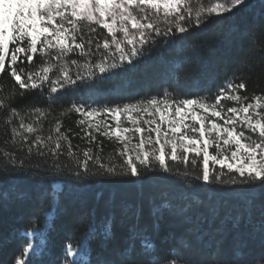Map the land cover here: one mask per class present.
I'll list each match as a JSON object with an SVG mask.
<instances>
[{
  "label": "trees",
  "instance_id": "16d2710c",
  "mask_svg": "<svg viewBox=\"0 0 264 264\" xmlns=\"http://www.w3.org/2000/svg\"><path fill=\"white\" fill-rule=\"evenodd\" d=\"M176 35L179 38L175 44L167 47L157 37L161 43L146 46V59L137 60L133 67L125 65L115 76L91 86L78 82L75 88L66 87L57 94L48 92L45 84L43 89L29 90L21 97L22 90L10 72L0 76V100L4 101V106H0V193H8V199L0 200V264H15L19 258L30 260V264H71L79 257L68 255L67 250L72 247L79 251V242L88 233L90 223L96 231L87 240L86 264H172L171 256L176 250H181L189 264H232L238 258L244 264H264V236L258 227L264 213V190L231 183L241 179L238 174L225 169L219 181L205 183L196 179L197 170L192 167L190 156L187 165L169 161L177 171L149 172L143 182L135 185L125 177L93 175L98 165L92 167L91 161V171L77 180L83 169H77L66 154L70 143L81 160L86 148H91L93 155L99 154L105 164H119L124 159L118 155L123 146L114 138L95 132V141L89 143L84 138L88 126L77 123L83 117L69 111L73 104L101 108L166 94L173 99H194L216 94L218 86L232 77L236 83L245 82L241 95H264V73L259 71L264 51L253 45L254 37L257 42L264 41V0H250L246 6L219 17L213 14L199 28L194 26L188 34ZM245 58H250L256 70L238 69ZM35 65L32 70L42 66L39 54ZM71 72L75 77L78 69L71 66ZM56 78L51 75V79ZM221 103L225 110L238 106L223 99ZM37 107L44 116L34 112ZM12 108L20 115L14 118ZM20 116L38 131L29 134L20 129ZM57 122L68 137L61 142L63 154L55 159L40 156L35 146L33 153H27V144L36 135L55 138ZM237 131L258 138V133L243 126H238ZM13 150L18 157L14 165L5 158ZM210 150L215 153L214 148ZM41 151L48 153L49 149ZM20 159L24 164H20ZM56 164L64 174H56L53 179ZM6 165L24 171H7ZM57 186L58 194L53 199L52 189ZM17 194H22V198H17ZM164 201L170 202L177 212L164 210L156 228L152 207ZM126 205L138 206L139 217H130L124 210ZM180 209L188 210L190 219H185ZM109 217L113 218L114 235L105 242L101 233ZM234 218H239L235 227ZM33 225L41 226L40 234L32 233ZM133 225L155 245L153 252L143 250L141 238H131ZM28 243L39 245L38 250L34 256L23 257ZM129 245L133 246L131 254L126 253ZM238 247H243V257L234 255Z\"/></svg>",
  "mask_w": 264,
  "mask_h": 264
},
{
  "label": "snow or ice",
  "instance_id": "6c2138e0",
  "mask_svg": "<svg viewBox=\"0 0 264 264\" xmlns=\"http://www.w3.org/2000/svg\"><path fill=\"white\" fill-rule=\"evenodd\" d=\"M187 3L188 0H0V76L10 72L22 90L21 97L29 90L43 89L45 84H48L47 91L51 94H57L66 87L75 88L78 82L80 85L91 86L97 81L115 76L117 70H123L125 65L133 67L137 60L146 59L147 47L161 43L157 37L162 38L165 47L175 44L179 38L177 33L186 35L194 30V26L199 28L204 25L213 14L219 17L231 13L237 7L246 6L248 0H227V5L216 3L210 8L196 11L194 21L190 19L192 8L187 7ZM161 9L164 21L173 25L175 31L172 26L161 30ZM253 45L259 51H264V41L257 42L254 37ZM38 54L42 66L38 70H32L36 67L35 58ZM73 55L76 58H72ZM71 66L78 69L75 77ZM240 67L256 70L250 58L242 60L238 69ZM259 71L264 73V62ZM52 74L57 78L51 79ZM234 80L235 77L226 79L218 86L214 95L194 99H173L166 94L163 97L152 96L135 103L101 108L71 105L69 111L83 117L77 123L88 126L84 129V138L89 143L95 141L93 132L114 138L122 144L118 155L124 158L119 164H105L101 162L99 154L93 155V150L86 148L81 160L69 143L67 156L71 157L77 169H83V173L77 175L76 179L82 180L91 171V161L92 167L98 165L93 175L125 177L128 183L135 185L143 182L149 172L171 174L177 171L169 161L187 165L191 156V165L197 170L198 180L205 183L219 181L227 169L228 173L234 172L241 178L239 181L233 179L231 183L239 182L264 190V95L255 94L251 98L241 95L240 90L246 89V84L243 81L236 83ZM52 98L54 100L55 96ZM222 99L238 106L225 110ZM250 99L252 102H248ZM0 106H4L3 100H0ZM34 112L44 116L39 107ZM11 113L14 118L20 115L15 108L11 109ZM107 117L111 118L115 126L107 122ZM122 117L126 118L131 127L123 126ZM141 122L148 126L149 135H144L146 128L141 126ZM238 126L258 133V138L253 139L246 136L244 131H237ZM18 127L29 134L38 131L33 123L25 124L23 116H20ZM54 131L55 138L49 135L45 139L36 135L27 144V153H33L35 146V151L40 156L55 159L62 155L61 142L67 141L68 137L61 131L59 122ZM130 133L139 134L137 143H131ZM151 133L155 134L154 137ZM16 134L17 129L14 128L13 135ZM23 140L28 141V137L23 136ZM42 148H48V153L41 151ZM210 148H214L215 153L210 152ZM5 158L14 165L18 157L13 150L11 154H5ZM24 162L20 159V164ZM198 163L200 167H197ZM5 167L7 171H24L23 168ZM54 167L56 172L53 173V179L56 174H64L59 164ZM68 170H72L71 165ZM133 177L136 179H131ZM52 194L55 199L58 186L52 189ZM17 198H22V194H17ZM6 199L8 193H0V200ZM124 210L133 218L140 215L138 206L126 205ZM164 210L177 212L168 201L154 204L152 215L157 221L154 227L159 228L158 220L162 218ZM179 213L185 219H190L188 210L180 209ZM238 223L239 218H234L233 226ZM258 227L264 236V213ZM95 231L90 223L88 233L79 242V251L68 248V255L79 257L71 264H86L84 257L88 248L87 240ZM32 233L40 234L41 226L33 225ZM101 234L105 242L112 238L113 218L109 217L104 222ZM131 238H141L145 252L155 250L152 241L135 225L131 230ZM38 247L39 245L28 243L23 248V257L34 256ZM132 247L129 245L126 249L127 254H131ZM234 255L243 257V247H238ZM171 260L172 264L180 261L189 264L182 257L181 250H176ZM15 264H30V260L19 258L15 260ZM232 264L244 262L238 258Z\"/></svg>",
  "mask_w": 264,
  "mask_h": 264
},
{
  "label": "rangeland",
  "instance_id": "374dc122",
  "mask_svg": "<svg viewBox=\"0 0 264 264\" xmlns=\"http://www.w3.org/2000/svg\"><path fill=\"white\" fill-rule=\"evenodd\" d=\"M249 1H250V0H248V2H249ZM216 3H222V4L227 5V0H188L187 7H191V8H192V16H191L190 19H191L192 21L195 20V13H196V11H199V10H201V9L210 8V7H212V6H213L214 4H216ZM239 8H241V7H237V8H235V9H233L232 11L237 10V9H239ZM182 11H185V10L182 9ZM185 14H186V12H185ZM205 14H206V13H205ZM206 15H207V14H206ZM159 26L161 27V29H164V30H166V28H167L168 26H172L173 29H174V26H173V25H168V24H166V22L164 21L163 10H162V9H161L160 24H159ZM118 35H119V34H118ZM145 118H146V117H145ZM100 119H105V117H100ZM122 121H124V122H123V126H125V127H131V125L128 124V123L126 122V118H123V117H122ZM107 122H108V123H112L113 126H115V125H114V122L111 121V118H110V117H107ZM218 122L222 123V121H219V120H218ZM141 126L146 128V132H145L144 135H145V136L149 135V133L147 132V127H148V126L143 125L142 122H141ZM153 127H154V126H153ZM151 135H153V137H154L155 134H154V133H151ZM129 136H130V140H131V143H132V144L138 142V140H139V134L130 133ZM133 137H135V139H132ZM130 147H131V144H130ZM209 151L211 152L210 149H209Z\"/></svg>",
  "mask_w": 264,
  "mask_h": 264
}]
</instances>
